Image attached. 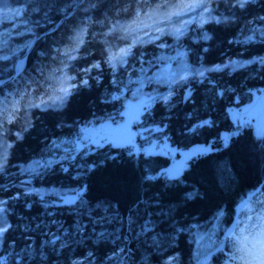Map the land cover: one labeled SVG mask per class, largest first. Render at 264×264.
<instances>
[{
    "label": "trees",
    "instance_id": "16d2710c",
    "mask_svg": "<svg viewBox=\"0 0 264 264\" xmlns=\"http://www.w3.org/2000/svg\"><path fill=\"white\" fill-rule=\"evenodd\" d=\"M59 2L43 10L51 19L43 28L61 21ZM262 24L264 0H218L202 27L206 36L191 27L181 41L202 73L174 86L166 102L146 105L134 122L141 135L131 142H75L76 124L127 98L103 61L86 73L70 71L63 81L70 94L56 105L42 89L25 95L32 79L0 85V169L36 159L41 165L24 176L0 174V225L7 229L0 264H241L235 237L264 228V130L256 132L246 110L264 90V64L210 66L264 57V36L247 37ZM43 46L37 39L23 58L28 73ZM7 120L19 128L12 137ZM143 133L148 143L162 137L178 149L215 147L168 175L166 153L133 150ZM50 157L59 159L43 164ZM49 186L72 190L40 191Z\"/></svg>",
    "mask_w": 264,
    "mask_h": 264
},
{
    "label": "rangeland",
    "instance_id": "374dc122",
    "mask_svg": "<svg viewBox=\"0 0 264 264\" xmlns=\"http://www.w3.org/2000/svg\"><path fill=\"white\" fill-rule=\"evenodd\" d=\"M55 1L0 0V75L6 76L10 68L12 74L10 79L0 85L8 86L10 81L19 79L21 84H25L26 78L32 79L25 84L28 88L25 95L32 96L42 89L48 97L45 102L56 105L65 99L61 89L65 88L63 81L72 76L70 71L86 73L91 66L97 67L101 61L105 62L121 87L120 93L126 94L127 98L121 102V108L76 124V130L73 131L76 143L81 140L99 142L103 139L131 142L137 134L141 135L138 127H134L140 111L157 99L166 102L174 94V86L188 81L190 77L200 76L205 68L191 67L181 41L191 27L203 37L206 36L202 27L218 0H60L56 5L62 11L61 21L52 27L43 28L51 22L50 18H45L43 10L51 8L50 4ZM73 6L75 8L70 10ZM72 13V17L66 21V15ZM250 31L247 37L254 34L264 36V24L254 25ZM34 36L36 38L31 45ZM39 38L43 40L44 46L39 50L41 55L33 63L37 67L32 66L31 73H28L22 64L23 58L31 53V48ZM142 43L151 48H141L144 46ZM121 49L130 50L122 62L115 59ZM83 58H86L85 62H80ZM255 61L264 64V57L255 56L244 60L233 58L210 67L214 70L224 67L233 70ZM246 110L248 121L258 134L262 133L264 90L254 96ZM234 114L237 115L236 110ZM15 125L13 121H6L10 137L19 130ZM87 127L92 129L91 133L87 132ZM225 134L226 140L231 133ZM141 137L144 140L133 142V150L166 153L170 162L163 170L168 175L181 173L192 155L215 147L193 144L189 148L178 149L162 137L151 138L150 143L147 133ZM65 155L63 153L60 157ZM58 159L50 157L43 164ZM7 166L6 169L4 166L0 169V174L24 176L41 168L38 159ZM27 181V177L21 179L24 187ZM71 190L54 186L40 189L42 192L63 195ZM1 210L0 200V214Z\"/></svg>",
    "mask_w": 264,
    "mask_h": 264
},
{
    "label": "snow or ice",
    "instance_id": "6c2138e0",
    "mask_svg": "<svg viewBox=\"0 0 264 264\" xmlns=\"http://www.w3.org/2000/svg\"><path fill=\"white\" fill-rule=\"evenodd\" d=\"M129 54V49H121L115 59L122 62ZM61 93L64 97L70 94L66 88L61 89ZM6 230V227L0 225V237H3ZM235 246L240 253L238 260L241 264H264V228H260L254 234H245L242 230L241 235L235 237Z\"/></svg>",
    "mask_w": 264,
    "mask_h": 264
},
{
    "label": "water",
    "instance_id": "95a60500",
    "mask_svg": "<svg viewBox=\"0 0 264 264\" xmlns=\"http://www.w3.org/2000/svg\"><path fill=\"white\" fill-rule=\"evenodd\" d=\"M76 4V3H75ZM78 5V4H77ZM76 6V5H75ZM75 6H73L70 10H73L74 8H75ZM36 38V36H34L33 38H32V43H31V45L34 43V39ZM0 83H3V81H0ZM190 93V90L189 91H187L186 93H185V96H187L188 94ZM87 129V132L88 133H91V130L92 129H90L89 127H87L86 128ZM232 227H233V225L229 228V230H228V232L232 229ZM211 253V252H210Z\"/></svg>",
    "mask_w": 264,
    "mask_h": 264
},
{
    "label": "bare ground",
    "instance_id": "6f19581e",
    "mask_svg": "<svg viewBox=\"0 0 264 264\" xmlns=\"http://www.w3.org/2000/svg\"><path fill=\"white\" fill-rule=\"evenodd\" d=\"M182 1V0H181ZM112 4V3H111ZM130 6V5H129ZM179 9V8H178ZM69 39V38H68ZM70 41V40H69Z\"/></svg>",
    "mask_w": 264,
    "mask_h": 264
}]
</instances>
